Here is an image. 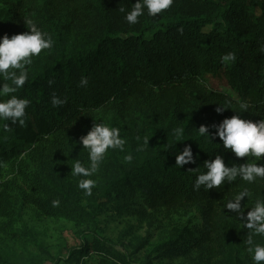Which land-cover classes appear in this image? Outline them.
Returning a JSON list of instances; mask_svg holds the SVG:
<instances>
[{"label":"trees","instance_id":"1","mask_svg":"<svg viewBox=\"0 0 264 264\" xmlns=\"http://www.w3.org/2000/svg\"><path fill=\"white\" fill-rule=\"evenodd\" d=\"M135 2L0 0V36L26 31L31 20L53 38L17 93L31 101L25 124L0 120V264H12L19 253L32 261L31 247L49 255L51 242L41 230L48 222H70L82 238L54 264H253L244 243L248 230L225 206L245 187V208L264 199V179L237 178L212 190L193 185L194 169L203 171L216 152L226 164L254 160L236 158L198 128L236 114L244 102L242 118H264V0H174L158 16L145 10L130 25L119 9ZM228 53L236 59L222 61ZM82 76L86 87L79 86ZM224 76L244 101L210 88L209 78ZM254 94L260 102L246 100ZM53 95L67 102L54 107ZM101 120L120 127L125 152L108 150L87 196L71 168L88 164L79 138ZM144 139L149 145L137 151ZM186 144L199 158L178 168L175 155ZM126 154L133 159L125 161ZM128 216L149 227L132 253L119 251L102 227L103 217ZM142 251V260L133 258Z\"/></svg>","mask_w":264,"mask_h":264},{"label":"clouds","instance_id":"2","mask_svg":"<svg viewBox=\"0 0 264 264\" xmlns=\"http://www.w3.org/2000/svg\"><path fill=\"white\" fill-rule=\"evenodd\" d=\"M174 0H136L130 9L121 7L119 11L124 13V19L130 25L139 22V17L145 14L156 17L164 10L169 9ZM27 30L21 33H15L9 36L5 33L0 36V120L9 121L11 124H25L26 109L31 101L17 95L29 80V72L33 65V58L39 57L45 50L53 47V38L43 31L37 24L31 20L26 21ZM182 28L178 31L182 32ZM264 52V47L261 48ZM234 53H228L222 57V61L228 62L235 60ZM53 81H49V84ZM88 85L87 77L82 76L79 86ZM52 105L54 107L66 103L53 95ZM248 104L241 103V111H235L236 114L223 118L219 123L211 126L201 125L198 132L205 140L212 142L217 137L222 142L225 151L231 152L236 158L253 157L252 162L246 159L243 163H225V156L221 152L209 155V158L202 163L203 171H200L201 165L194 170L195 176L193 187L197 190L203 186L206 190L219 188L224 184H231L239 178L248 184L255 183L258 179H264V118L253 121L242 118L241 113L248 112ZM224 107H218L216 112L222 113ZM8 125H5L7 127ZM210 127L214 132H210ZM180 129H173L174 135H179ZM139 142L140 136L136 137ZM79 143L88 153V164L85 165L77 161L71 168L73 176L82 177L78 181L77 187L83 190L84 194L91 196L93 188L96 186V180L92 179L99 169L105 154L109 149L125 152L126 139L121 135V129L117 126H109L103 120L93 122L90 130L85 135H81ZM149 145V140L144 139L143 144H138L137 151H143ZM199 158L198 154L194 157L192 146L186 144L182 151H177L175 155V165L183 168L184 165L195 164ZM125 161H131L132 155L126 154ZM250 192L247 187L240 190L231 198L225 209L233 213L238 220L243 223V227L248 230L247 239L244 241L246 251L248 252L253 264H264V242L254 240V236L264 238V199H256L251 207L245 208L242 201L249 199ZM53 207H58L60 201H52Z\"/></svg>","mask_w":264,"mask_h":264},{"label":"rangeland","instance_id":"3","mask_svg":"<svg viewBox=\"0 0 264 264\" xmlns=\"http://www.w3.org/2000/svg\"><path fill=\"white\" fill-rule=\"evenodd\" d=\"M210 28H206L205 32H209ZM210 88L215 91H222L227 93L233 100L244 101L234 94L227 83V79L224 76L220 79H208ZM248 101L260 102L258 95L254 94L246 98ZM258 163H261L258 162ZM148 221L145 219L142 220L139 216L133 217H119L118 219H108V217L102 218V227L106 229V235L113 240L115 247L119 251L129 250L131 253L133 251V246L137 244L143 238L148 237L149 227L147 225ZM41 230H47L48 239L51 242V247L49 255L41 254L34 247H31L30 250L34 259L28 262V259L22 258V254L19 253L12 262V264H54V261L58 256H67L68 248L77 247L82 243V238L79 239L77 236V227L70 222H48L45 223ZM156 239V237H155ZM42 256L44 259L43 262H38V257ZM144 256V251L134 254L133 258L142 260ZM59 257V258H60ZM58 258V259H59ZM57 259V260H58ZM56 260V261H57ZM55 261V262H56ZM28 262V263H27ZM56 264H62L61 261H58ZM87 264H96L95 262ZM165 264H179V263H170Z\"/></svg>","mask_w":264,"mask_h":264}]
</instances>
